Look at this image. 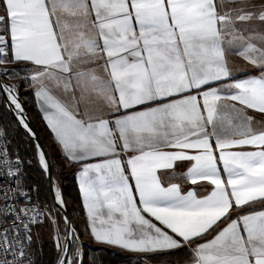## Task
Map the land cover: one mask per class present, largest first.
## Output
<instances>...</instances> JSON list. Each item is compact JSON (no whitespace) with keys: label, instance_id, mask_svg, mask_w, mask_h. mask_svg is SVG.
<instances>
[{"label":"snow or ice","instance_id":"snow-or-ice-1","mask_svg":"<svg viewBox=\"0 0 264 264\" xmlns=\"http://www.w3.org/2000/svg\"><path fill=\"white\" fill-rule=\"evenodd\" d=\"M225 2L236 0H0V75L30 73L23 79L33 82L48 127L65 157L82 165L77 179L95 241L149 255L188 247L192 264H264V127L245 112L264 113V47L237 27L264 24V10L243 2L225 10ZM233 48L259 75L233 78L225 58ZM89 64L107 79L79 70ZM87 87L106 111L80 110L76 93ZM16 89L0 81L34 137ZM9 155L0 145V169L15 177L20 161ZM39 159L48 171L43 152ZM185 161L193 163L183 178L210 192L165 186L162 176ZM0 195V218L14 217L0 228V251L13 260L0 264H15L17 252L27 259L17 223L27 235L44 212L15 206L25 192ZM55 198L62 206L58 190ZM65 224L59 264H83L79 236Z\"/></svg>","mask_w":264,"mask_h":264},{"label":"trees","instance_id":"trees-1","mask_svg":"<svg viewBox=\"0 0 264 264\" xmlns=\"http://www.w3.org/2000/svg\"><path fill=\"white\" fill-rule=\"evenodd\" d=\"M16 67L20 68L19 66ZM20 73L27 74L24 71ZM28 82L26 80L25 83H20L17 86L21 105L25 109L32 127L41 136L45 145L52 166L53 180H55L56 186L65 200V208L68 212L75 211L78 217L80 234L86 235L88 227L75 178L77 164L68 162L64 157H58L59 160H56L50 152L42 136V132L44 131L47 134V131L42 124L33 91L27 88ZM0 126L6 139L9 153L13 157H18L24 164L21 183L31 190L33 202L46 207L56 218V224L59 220L62 221V215L50 193L45 171L40 164L37 147L30 136L23 131L19 123L10 115L1 94ZM42 225L50 231L53 230V224L49 218H46ZM42 225L35 226L32 231V251L35 255V260L32 264H58L61 257L58 243L53 238H48L37 232ZM73 248L74 244L70 252ZM86 248L85 256L88 259V264H187L192 262V253L188 247L155 255H135L93 245Z\"/></svg>","mask_w":264,"mask_h":264},{"label":"crops","instance_id":"crops-1","mask_svg":"<svg viewBox=\"0 0 264 264\" xmlns=\"http://www.w3.org/2000/svg\"><path fill=\"white\" fill-rule=\"evenodd\" d=\"M231 6H232V3L225 2V4H224L225 10H227L228 8H231ZM66 19L68 20L69 24H72L74 22L71 17H66ZM244 27L245 28H243L242 26L239 27L240 29H243V36L246 39L250 40L251 43L256 44L258 47H264V36H260L262 34V32L264 33V27L261 30L258 29L256 26L253 29H251L252 27L250 24H247ZM65 35L69 39L72 38L73 33H72L71 28L68 31H66ZM226 39L231 40V39H233V37L228 36V37H226ZM238 51L239 50L237 48H233L232 50L226 51V53H225L226 61L229 65L230 69L234 73L233 78L234 79H243L246 76L259 75V70L253 68L245 59H243V57H241L238 54ZM89 69H96L95 74L98 77H100L101 79H107L106 74L102 70L98 69L96 65H91V64L84 65L79 70L88 71ZM28 74L30 75V73H28ZM28 81L29 82H28L27 88L31 89L33 91L35 101L37 104V108L39 110V113H40V116L42 119V124L47 131V134H45L43 131L42 136L45 139V142H46L50 152L54 155L56 160H59L58 157L66 158L63 151H62L61 146L58 144V142L55 139V134L48 127L47 121L44 119V113L42 112L41 107H40L41 102L38 101V99L35 95L34 88H33V82L30 79H28ZM56 94L58 95V93H56ZM76 95H77L78 100H79V108L81 111H84L85 109H87L90 112L97 113V114L101 111H106V105L103 103L101 96H100V93L98 91H96L95 89H93L92 87H87L85 89H79V90H77ZM229 103H231V102H229ZM149 106H153V105H149ZM237 107H240V106L237 105ZM136 110H139V109H136ZM245 112H246L247 116H250L253 118V126L254 127H264V113H259L257 111L251 110V109H245ZM217 155H218V153H217ZM66 159L70 163L77 164L76 170H75V178H76V182H77V186H78V190H79V194H80V198L82 201L83 210H84V214H85V219H86V223H87V227H88L89 221L87 218V211L84 207V201H83L82 193L80 190L79 181L77 179L78 173L80 172L82 165L80 163L73 162L72 160H70L68 158H66ZM89 162H94V161H89ZM192 163L193 162H191V161L179 162L176 165L174 172H169V173L163 175L162 179H163L165 186H167L168 184H171V183H175V184L180 185L184 192H187L188 190L192 189L193 187H196L197 191H199L201 194H207L208 192H210L211 186H205V187L193 186V185H191V183L188 179L183 178V173H185L187 171V169L191 166ZM221 168H222V165H221ZM75 215H76V213H75ZM73 222H74L73 227L76 229L75 233L79 234L78 235L79 240L82 244H84L85 247L93 245V246L107 247V248L115 249V250L126 252V253H131V254H135V255H144L145 254V253H140V252H133V251H129V250H124V249H121L119 247L111 246V245L104 244V243H99V242L95 241L94 238L91 236L89 228H88V233L86 235L80 234V231L78 228V217L77 216H76V218L75 217L73 218ZM221 227H223V225ZM214 235H215V233H212L211 235L205 237L204 240H210L213 238ZM204 240L195 241L191 245V247H193V248L196 247L197 244L203 243ZM87 260L88 259L85 256V261L83 263L88 264ZM187 264H192V262L187 263Z\"/></svg>","mask_w":264,"mask_h":264},{"label":"built area","instance_id":"built-area-1","mask_svg":"<svg viewBox=\"0 0 264 264\" xmlns=\"http://www.w3.org/2000/svg\"><path fill=\"white\" fill-rule=\"evenodd\" d=\"M0 133H3L1 126H0ZM5 144L7 146V142H6V139H5L4 134H3L2 136H0V145H5ZM7 149H8V146H7ZM8 152H9V150H8ZM9 158L11 160H16L18 157H13L10 154ZM19 161H20V164H19L18 171H17V174L15 177L7 176V168L0 169V194H2L3 191L9 190V189H15L17 193L25 192V193H27V198L17 195L16 200H15V206L16 207H24V206L31 207L33 205H38L39 209L42 212H44V216L40 217L35 224L30 225V229H29V232L27 235L24 233L22 225H20L19 223H17V225H16L17 228H20L19 238H20V241L23 245V249L26 253L27 259L20 258L19 252H17L15 264H29V262H30V264H32L35 260V255L32 251V241H33L32 231H33L34 227L38 226V225H42L44 223L45 219L49 218L53 224V229L56 230V218L49 212V210L46 207H42L38 203L33 202L31 190L26 185L21 183V176H22V172L24 169V164L20 159H19ZM9 167H11L13 170H16V168H17V166L15 164L10 165ZM4 204H5V201L2 199V195H0V206H3ZM0 219L4 220V223L0 224V228H2L5 226H8L11 223V221L14 219V217L10 216V217H4V218H0ZM74 230L76 231L75 228H74ZM29 235L31 237L30 240L28 239ZM80 246H84V244L81 243ZM0 248H3L2 244H0ZM3 259L13 260V256L5 253L3 251H0V260H3Z\"/></svg>","mask_w":264,"mask_h":264},{"label":"rangeland","instance_id":"rangeland-1","mask_svg":"<svg viewBox=\"0 0 264 264\" xmlns=\"http://www.w3.org/2000/svg\"><path fill=\"white\" fill-rule=\"evenodd\" d=\"M241 2H243V4L247 7V9L249 11H255V12L258 13L260 10H264V0H236L235 3H232L231 8H234V7L239 6L241 4ZM247 24H250L251 25V27H252L251 29H253L256 26L258 29L261 30L264 27V24H261L260 22H258L256 20H253L251 23L239 24V25H237V27L239 28L240 26H242L243 28H245L244 26H246ZM260 36H264V33L262 32V34ZM16 66H19L20 68L22 67L20 65H13V67H16ZM25 75L26 74L20 73L19 75H16V76H14V75H0V77L3 76L2 79L7 83V85H16V86H18V84H20V83H23V82L25 83L26 80L23 79V77ZM16 95L19 96V91L17 89H16ZM38 158H39V153H38ZM39 161H40V159H39ZM53 182H54L55 192H57V190L59 191V189L56 186L55 180H53ZM60 194H61V192H60ZM61 197H62V195H61ZM62 201H63V204L65 206L66 203H65V200L63 198H62ZM68 213L70 214V217H72V224H74L73 218L74 217L76 218L77 215H75V212L74 211H71V212H68ZM62 218H63V216H62ZM37 232L40 233V234H42V235H45L48 238H53L56 241V243H58L57 236H59L61 238V240L59 242L62 244V238L66 235V224H65L64 219L62 221L59 220L57 222V224H56V230L53 229V230L50 231L44 225H42L37 230ZM76 234H78V233H76ZM81 248H82V257L81 258H82V262H84L85 261V254H86V251H87L86 249L87 248L85 246H81ZM75 249H76V245L74 244V248L71 251V253H74L75 252ZM58 264H59V262H58Z\"/></svg>","mask_w":264,"mask_h":264},{"label":"water","instance_id":"water-1","mask_svg":"<svg viewBox=\"0 0 264 264\" xmlns=\"http://www.w3.org/2000/svg\"><path fill=\"white\" fill-rule=\"evenodd\" d=\"M0 81H3L4 84H7L3 79L2 77H0ZM1 96L3 97L4 101H5V104H6V107H7V110L9 111L10 115L19 123V126L23 129V131L30 136V138L33 140V142L35 143L36 147L37 145H39V149L37 147V150H38V153H39V157H40V153L43 152L44 155H45V158H46V161L49 165V170L46 171L44 168V171H45V174H46V178H47V182H48V187H49V190H50V193L52 195V197L54 198V201H55V204L57 206V208L59 209L60 213L62 214L63 216V219L65 221V217H67V219L71 222V226L73 227V224H72V217H70V214L68 213V211L66 210L64 204H62V206L60 204L57 203L56 201V192H55V188H54V182H53V176H52V166H51V162H50V159H49V156H48V153L46 151V148H45V145L42 141V138L39 134L36 133V131L34 130V128L32 127L28 117H27V114H26V111L24 109V112H23V116L25 117L26 119V123L28 124V127L31 129V132L35 134V136L33 137V135L31 133L28 132L27 129H25V127L23 126V124L20 123V120H19V117L17 115V111L14 107V105H11L9 100H8V97H7V94L6 93H3V92H0ZM19 98V96H18ZM19 102L21 103L20 101V98H19ZM23 107V106H22ZM74 228V227H73Z\"/></svg>","mask_w":264,"mask_h":264}]
</instances>
